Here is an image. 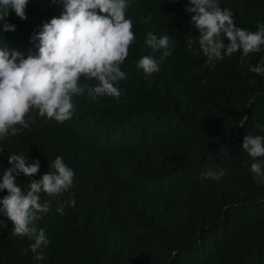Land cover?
<instances>
[{"label": "trees", "instance_id": "trees-1", "mask_svg": "<svg viewBox=\"0 0 264 264\" xmlns=\"http://www.w3.org/2000/svg\"><path fill=\"white\" fill-rule=\"evenodd\" d=\"M127 2L136 42L121 65L127 78L115 85L119 102L85 90L73 95L69 121L32 112L28 129L0 140V177L11 154L38 160L36 179L57 156L75 173L69 191L41 193L50 205L37 222L50 241L40 250L44 259L33 258L34 241L13 236L8 222L0 228V264H264V183L251 172L264 158L242 149L247 134L264 136V75L251 71L264 66V46L243 62L238 51L212 68L186 11L189 0ZM218 4L232 10L239 28L255 32L264 24V0ZM63 10L62 0H29L26 20L10 12L16 30L0 28V50L37 55L33 33ZM149 32L175 44L160 71L146 76L138 61L160 59L144 42ZM220 170L219 180L200 178ZM17 183L27 190L30 181L19 176Z\"/></svg>", "mask_w": 264, "mask_h": 264}, {"label": "clouds", "instance_id": "clouds-1", "mask_svg": "<svg viewBox=\"0 0 264 264\" xmlns=\"http://www.w3.org/2000/svg\"><path fill=\"white\" fill-rule=\"evenodd\" d=\"M64 10L59 17H53L34 32L31 41H38V54L24 58L18 51L0 50V140L14 137L28 129L31 113L41 118L66 122L72 119L75 106L73 95L87 90L92 99L101 96L112 97L119 102L123 95L115 85L125 80L121 65L129 55L130 47L136 42L132 31L133 22L126 18L130 7L127 0H62ZM175 2V0H173ZM29 0H0V28L14 32L15 25L8 23L10 12L26 20ZM186 11L191 16V25L199 30V45L207 57L206 64L215 68L216 62L225 56L242 51L241 62L249 54L258 53L264 46V24L255 32L236 26L230 9H222L218 0H189ZM145 44L153 52H160L159 61L151 55L142 57L137 68L146 76L160 71V66L173 53L175 41L168 35L149 32ZM191 50L192 41L189 42ZM198 54L194 52V55ZM251 71L264 75V66H254ZM95 80V86L81 83ZM28 117V119H26ZM258 127H260L258 125ZM243 151L254 160L264 158V136L247 134L243 139ZM4 149L0 147V153ZM11 167L4 169L0 177V192L7 195L0 198V228L7 229L11 223L13 236L33 240L31 252L34 259H44L43 248L50 241L37 222L49 212L47 201L41 202V193L50 197L69 191L73 187L74 171L57 156L51 169L41 178L38 160L29 162L28 156L11 154L7 157ZM254 179L264 183V159L251 164ZM224 175L218 172L201 173V180H219ZM29 179L27 190L17 183V177ZM69 204L75 206V200ZM64 205L57 208L63 214ZM27 249L24 254H27Z\"/></svg>", "mask_w": 264, "mask_h": 264}]
</instances>
